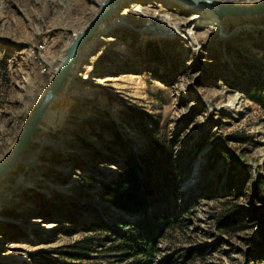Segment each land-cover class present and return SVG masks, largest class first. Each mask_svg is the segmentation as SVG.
<instances>
[{
  "label": "rangeland",
  "instance_id": "374dc122",
  "mask_svg": "<svg viewBox=\"0 0 264 264\" xmlns=\"http://www.w3.org/2000/svg\"><path fill=\"white\" fill-rule=\"evenodd\" d=\"M103 1L0 0V163ZM88 48L0 183V264H264V110L247 95H264V14L127 0ZM130 156L153 193L146 215L101 199ZM166 214L155 259L110 251ZM88 238L83 259L64 255Z\"/></svg>",
  "mask_w": 264,
  "mask_h": 264
},
{
  "label": "trees",
  "instance_id": "16d2710c",
  "mask_svg": "<svg viewBox=\"0 0 264 264\" xmlns=\"http://www.w3.org/2000/svg\"><path fill=\"white\" fill-rule=\"evenodd\" d=\"M249 98L258 103L259 106L264 110V95L253 92L249 94ZM227 154V153H226ZM228 155V154H227ZM220 158H226L227 156H219ZM229 163L232 162V158L228 155ZM143 165L134 156H130L126 160L124 167L119 173V176L113 182L104 186L102 200L106 203L111 204L118 210L125 213H131L134 215H146L147 205L149 199L152 197L153 193L146 188L145 182L143 181ZM262 183H258L257 191L258 193L262 188ZM159 226H156L152 221H149L143 225L142 232L139 237L131 238L130 232H118L116 235V242L109 248L110 251L114 253L120 252L124 253L127 259L131 257H140L145 261L150 259H155L158 252L159 246V235L165 229L173 227L174 220L170 214H166L159 218ZM237 224H242L238 220H234L232 216H225L223 218V227L226 230L231 229ZM131 223H127L126 226H130ZM99 228L101 230L108 232L110 229L108 227L102 228L97 224H92V231H97ZM94 244L93 238L84 239L75 243L71 249L77 253L76 255H67L70 259L77 260L83 259L81 256L84 254H90L91 249Z\"/></svg>",
  "mask_w": 264,
  "mask_h": 264
},
{
  "label": "water",
  "instance_id": "95a60500",
  "mask_svg": "<svg viewBox=\"0 0 264 264\" xmlns=\"http://www.w3.org/2000/svg\"><path fill=\"white\" fill-rule=\"evenodd\" d=\"M127 0H105L100 3L99 11L92 22L80 33L76 34L70 47L65 52V60L56 70L49 87L41 97L32 116L25 123L22 132L14 148L6 155L0 163V182L12 171L21 161L28 145L33 141L39 130L41 123L51 106L55 96H57L72 73L77 54L92 41L98 30L107 22L109 17ZM178 4H204L220 18L227 16L246 18L257 17L264 14V1L258 3H247L246 5L228 4L217 0H174Z\"/></svg>",
  "mask_w": 264,
  "mask_h": 264
},
{
  "label": "bare ground",
  "instance_id": "6f19581e",
  "mask_svg": "<svg viewBox=\"0 0 264 264\" xmlns=\"http://www.w3.org/2000/svg\"><path fill=\"white\" fill-rule=\"evenodd\" d=\"M174 1V0H173ZM175 2V1H174ZM177 3V2H176ZM180 5H182V6H184V7H187V8H192V9H194V10H197L198 12H204V13H206V14H208V17L209 18H218L219 16H217L212 10H211V8H209L208 6H206V5H204V4H193L192 6H189V5H187V4H180ZM220 18V17H219ZM81 33V32H80ZM80 33H78V34H80ZM92 46V45H91ZM90 46V47H91ZM89 47V48H90ZM89 48L85 51L84 49H82L78 54H77V58H76V65H75V67H74V69L73 70H75L76 69V67H77V65H78V63L80 62V61H82L83 60V58H84V56L86 55V54H88V52H89ZM65 60V55L64 56H62V61H64ZM63 63V62H62ZM60 94V93H59ZM58 94V95H59ZM58 95L57 96H55V98L53 99V101H52V103H51V106H50V108L51 107H53V106H56V105H59V104H62V97H58ZM49 108V109H50ZM48 109V110H49ZM50 112L48 113V111H47V113L45 114V117H44V119H47V118H49L50 117ZM43 119V120H44ZM1 183V182H0ZM17 221V224H22V221L21 220H16Z\"/></svg>",
  "mask_w": 264,
  "mask_h": 264
}]
</instances>
